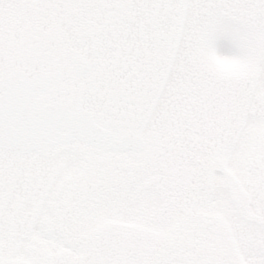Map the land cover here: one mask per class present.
Returning a JSON list of instances; mask_svg holds the SVG:
<instances>
[{"label":"snow or ice","instance_id":"obj_1","mask_svg":"<svg viewBox=\"0 0 264 264\" xmlns=\"http://www.w3.org/2000/svg\"><path fill=\"white\" fill-rule=\"evenodd\" d=\"M0 264H264V0H0Z\"/></svg>","mask_w":264,"mask_h":264}]
</instances>
